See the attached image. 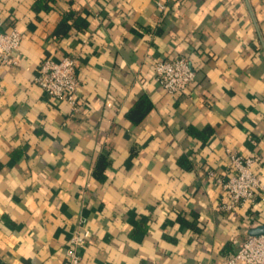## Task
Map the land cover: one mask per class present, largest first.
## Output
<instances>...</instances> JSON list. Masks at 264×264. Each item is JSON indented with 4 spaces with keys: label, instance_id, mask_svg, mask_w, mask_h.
Returning <instances> with one entry per match:
<instances>
[{
    "label": "crops",
    "instance_id": "1",
    "mask_svg": "<svg viewBox=\"0 0 264 264\" xmlns=\"http://www.w3.org/2000/svg\"><path fill=\"white\" fill-rule=\"evenodd\" d=\"M0 13L22 35L18 64L0 67V264H66L80 220L81 264H222L264 225L259 201L225 210L217 182L234 152L264 185V0H0ZM66 54L77 112L34 81ZM178 56L196 79L170 95L154 65Z\"/></svg>",
    "mask_w": 264,
    "mask_h": 264
},
{
    "label": "built area",
    "instance_id": "2",
    "mask_svg": "<svg viewBox=\"0 0 264 264\" xmlns=\"http://www.w3.org/2000/svg\"><path fill=\"white\" fill-rule=\"evenodd\" d=\"M158 6L164 8L160 3ZM21 42L22 35L16 27L3 29V17L0 13V67L18 64L16 51ZM76 68L77 58L66 54L58 61L45 59L34 76L35 83L49 99L65 101L73 112L79 109ZM154 77L163 91L173 95L185 93L194 83L196 72L185 56H178L157 60L154 65ZM228 158L232 173L224 179H217L228 197L223 208L233 211L256 201L264 205V185L253 171L255 157L230 152ZM90 238L91 231L84 226V220H80L68 241L66 264H81L83 250ZM222 264H264V233L247 235L236 252Z\"/></svg>",
    "mask_w": 264,
    "mask_h": 264
},
{
    "label": "trees",
    "instance_id": "3",
    "mask_svg": "<svg viewBox=\"0 0 264 264\" xmlns=\"http://www.w3.org/2000/svg\"><path fill=\"white\" fill-rule=\"evenodd\" d=\"M73 14H74L73 11H66L62 14V18L60 22L58 23L56 30H55L56 35L62 36L67 32V30L70 27V24L68 23V21L73 19ZM74 24L76 25L75 22ZM85 25L86 24L83 23L82 25H80V27H85ZM150 108H151V104L148 101V99L145 96H141L137 104L135 105V107L131 109L127 115L129 116V118H131L132 120L136 122L140 120L148 112ZM135 116L136 118H134ZM189 134L192 136L200 137L204 140L207 138L204 132L199 131L194 127L189 128ZM108 164H109V160L106 155H100L98 157V160L96 161V164L92 172L95 179L99 181L105 180L104 171L107 168Z\"/></svg>",
    "mask_w": 264,
    "mask_h": 264
},
{
    "label": "water",
    "instance_id": "4",
    "mask_svg": "<svg viewBox=\"0 0 264 264\" xmlns=\"http://www.w3.org/2000/svg\"><path fill=\"white\" fill-rule=\"evenodd\" d=\"M264 233V225H258L255 227H252L249 230V235H259Z\"/></svg>",
    "mask_w": 264,
    "mask_h": 264
}]
</instances>
